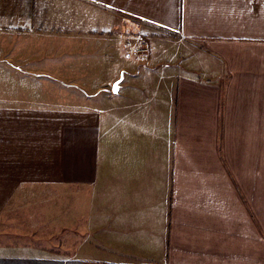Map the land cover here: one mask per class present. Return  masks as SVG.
Instances as JSON below:
<instances>
[{"label":"crops","instance_id":"1","mask_svg":"<svg viewBox=\"0 0 264 264\" xmlns=\"http://www.w3.org/2000/svg\"><path fill=\"white\" fill-rule=\"evenodd\" d=\"M55 198L0 259L264 264V0H0V218Z\"/></svg>","mask_w":264,"mask_h":264},{"label":"rangeland","instance_id":"2","mask_svg":"<svg viewBox=\"0 0 264 264\" xmlns=\"http://www.w3.org/2000/svg\"><path fill=\"white\" fill-rule=\"evenodd\" d=\"M44 188L40 186H28L24 187L22 190L26 192H44ZM48 192H52L54 195H58L62 193L58 188H50ZM73 189L66 190L67 197H73L69 193H73ZM45 202V208L49 207V214H47L44 219L46 223L45 225L41 224L37 227L32 224L31 228L27 223L30 219H36L37 221H41L40 217L34 216V206L30 201H22L16 203L15 205L10 206L5 215L0 218V244H15V243H23V244H36V242L40 239L42 243L45 245L58 244V223H59V215L58 208L60 206L58 198L51 200L50 202ZM69 201H67L68 203ZM70 207H74L73 202L70 204ZM47 211V210H45ZM37 229V230H36ZM29 236V238H28ZM45 238V239H44ZM50 239L49 241L47 240ZM47 247V246H46ZM47 250V249H45ZM49 252H54L58 254V248H48ZM68 251V250H67ZM68 254V253H67Z\"/></svg>","mask_w":264,"mask_h":264},{"label":"trees","instance_id":"3","mask_svg":"<svg viewBox=\"0 0 264 264\" xmlns=\"http://www.w3.org/2000/svg\"><path fill=\"white\" fill-rule=\"evenodd\" d=\"M0 264H88L86 262H76V261H43L38 259H0Z\"/></svg>","mask_w":264,"mask_h":264},{"label":"built area","instance_id":"4","mask_svg":"<svg viewBox=\"0 0 264 264\" xmlns=\"http://www.w3.org/2000/svg\"><path fill=\"white\" fill-rule=\"evenodd\" d=\"M127 45H130V41L128 40L126 42ZM137 53H141V52H146L147 51V48L146 47H140L138 49H135Z\"/></svg>","mask_w":264,"mask_h":264},{"label":"water","instance_id":"5","mask_svg":"<svg viewBox=\"0 0 264 264\" xmlns=\"http://www.w3.org/2000/svg\"><path fill=\"white\" fill-rule=\"evenodd\" d=\"M118 84H119L118 81H116V82L113 84V86H112V91H113V92H117V90H118ZM114 86H117V87L114 88Z\"/></svg>","mask_w":264,"mask_h":264},{"label":"snow or ice","instance_id":"6","mask_svg":"<svg viewBox=\"0 0 264 264\" xmlns=\"http://www.w3.org/2000/svg\"><path fill=\"white\" fill-rule=\"evenodd\" d=\"M117 87V86H114V88Z\"/></svg>","mask_w":264,"mask_h":264}]
</instances>
